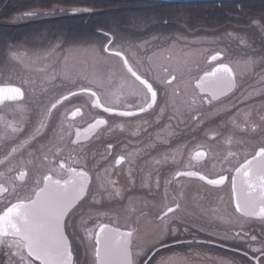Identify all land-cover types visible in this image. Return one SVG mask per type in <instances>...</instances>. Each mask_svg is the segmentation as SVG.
Instances as JSON below:
<instances>
[{
  "label": "snow or ice",
  "instance_id": "snow-or-ice-1",
  "mask_svg": "<svg viewBox=\"0 0 264 264\" xmlns=\"http://www.w3.org/2000/svg\"><path fill=\"white\" fill-rule=\"evenodd\" d=\"M216 3L223 10L227 0H216ZM232 3L236 16L245 14L244 0H232ZM92 11L88 7L71 9L73 15ZM229 11L233 9L230 8ZM45 14L29 11L23 15L36 17ZM158 22L161 27L171 25L166 17H159ZM247 23L259 35L262 47L257 53L260 59H248L245 64L249 68L257 63L264 67V13L260 16H249ZM170 40L164 33L153 35L152 41L155 43L150 48L151 42L148 40L138 44L127 36L101 29L99 35L90 42L88 50L98 61L114 60L119 65L125 81L130 82L127 94L117 95L115 100H109L103 83L94 84L91 80L84 83L65 73L64 79L59 81L61 90L58 95L49 93V98L36 101L37 123L34 131L20 137L17 134L24 132V128L19 123L11 127L12 135L8 137L11 144L0 157V264H80L75 246L76 238L83 245L85 255L90 257V264H137L136 257L141 254L145 256L142 264H169L163 258L156 260L154 257L161 247H167V237L175 236L177 242H182L177 234L189 231V225L193 222L181 203L183 188L176 191V195H169V186L172 185L175 191V185L180 184L181 177L202 182L201 187L208 196L217 190H223L226 184L230 186V202L234 213L238 214L237 218L242 217L254 223L258 221L260 224L259 240L257 235L246 230L243 222L239 224V230L232 234V239L244 243L251 252L259 254L249 259H255L256 264H264V260L260 259L264 257V143H259L252 151L245 152L243 158L231 167L225 168L224 165H231L229 158L234 159L237 153L229 150L220 162L219 171L205 172L195 166L190 169L178 168L170 179H164L161 197L163 206L155 216V220L159 221V236L147 251L140 249L134 253L132 238L138 234L135 227L125 225L122 230L119 220H113L105 211L97 210L95 217L84 212L85 207L93 209L99 205L102 209L107 201L120 194L99 182L101 178L97 154L87 148V143L100 134L98 130L102 126L109 125V120L102 115H96L86 127H80L73 122L77 117L83 118V108L77 106L70 109L65 102L74 97L86 96L90 111L100 110L109 116L120 118L137 117L142 125L141 130L150 136L149 128L159 124L168 108L166 100L163 104L160 102L161 94L168 99L179 96L181 90L173 82L178 81V73L189 70L187 63L182 69L178 61L173 62L175 57L161 56L163 44ZM240 43L245 47H252L244 38H240ZM133 52L136 53L135 58L130 55ZM17 58L18 53L13 50L10 59ZM161 59H166L167 62L157 66L156 61ZM206 62L209 67L201 69L195 76L191 85V99L185 103L184 112L181 113L186 114L196 125L202 123L201 112L205 105H213L214 101L232 93L236 88V73L233 67L223 63L222 52L210 53ZM261 84H264V79ZM24 99L25 93L21 87L0 83V103L19 102ZM60 106H64L62 111L59 110ZM54 111L62 130L58 139L63 143H57V135H54L45 144L37 137L52 124ZM232 124L235 129L245 134L248 131H258L260 136H264V114H260L259 123L255 120L249 123L246 120L241 126L233 118ZM117 126L123 131V125ZM65 136L68 137L66 142ZM206 136L215 141L220 133L214 131L210 135L206 133ZM33 141L40 144V147L36 148ZM242 142L236 141L237 144ZM225 143L232 144V137H228ZM34 148L35 152L31 150ZM112 148L113 145L109 143L107 156L112 155ZM210 151L206 144H199L193 150L190 160L199 162L208 157ZM100 156L102 159L107 158L104 154ZM212 156L215 160V154ZM167 159L165 156L162 160H157V163H165ZM126 160V155L114 158L117 175L122 173L123 169L119 166L125 164ZM130 163L129 161V165ZM206 164L207 161L205 166ZM92 166L97 167L95 178L91 171ZM112 166L113 161H109L103 171L107 174ZM215 167L214 163L213 169ZM128 181L135 182L131 170L128 172ZM108 183L115 185L116 181L110 180ZM154 183L159 192L162 187L159 173L156 174ZM252 242H257L258 246ZM242 254L248 256L247 251Z\"/></svg>",
  "mask_w": 264,
  "mask_h": 264
},
{
  "label": "flooded vegetation",
  "instance_id": "flooded-vegetation-1",
  "mask_svg": "<svg viewBox=\"0 0 264 264\" xmlns=\"http://www.w3.org/2000/svg\"><path fill=\"white\" fill-rule=\"evenodd\" d=\"M139 10L142 6H138ZM154 25V24H153ZM167 27V28H166ZM157 27L152 28L159 29V32L164 29L167 36L171 38L168 43L163 44V51L161 56L167 58L168 56L175 57V62H179L181 68L187 63L189 70L181 71L178 73V81H174V85L181 90V94L177 97L170 99L165 98L161 94L160 102L168 103V108L165 114L160 118L159 124L153 125L149 128L151 135L145 134L141 130V122L137 117L120 118L109 116L107 113H103L100 110H89L90 105L86 96L74 97L71 101H66L65 105L69 108L80 106L83 108V118L77 117L73 122L80 127H86L87 123L92 120L96 115H102L109 120V125L102 126L101 130H98L100 134L93 138L90 143H87V148L92 153H96V159L99 160V175L101 180L109 186L113 191H119V195L114 199L107 201L104 211L107 212L113 220L118 219L119 224L124 230V226L135 227L138 234L132 238L134 253L140 249L147 251L150 245L158 238L159 229L157 225L159 221L155 220V216L159 209L163 206L161 203V197L163 193V180L170 179L171 175L178 168H191L195 166L197 169L205 172L219 171L220 162L226 153L231 150L237 153V156L231 159L232 163L225 164L224 167L228 168L236 164L238 160L243 158L245 152L252 151L253 148L259 144L264 143V136H260L259 132L247 134L237 131L234 127H231L233 118L241 107L246 108L252 105L253 98L247 96L253 90V78L247 77L245 81H241V75L234 68V61L239 59L237 54L225 50L224 52L217 48H212L210 53L220 51L223 53V63L229 64L233 67L236 73V88L232 93L227 96L214 101L213 105H205L201 112L202 123L196 125L194 121L188 119L184 112L185 103L191 99L192 88L191 85L194 82L196 75L200 73L201 69H206L209 65L206 62V57L210 53L205 54L204 57H198L195 60L194 57H187V51H179L178 53L171 52L169 47H172L176 43L184 46L185 50L191 47V43H187L183 38L187 40L190 33L182 35L181 33H175L174 26ZM127 22L122 26L123 34L128 32ZM104 31H109L108 27ZM144 35H139L146 39V36L152 32L143 30ZM179 32H181L179 30ZM151 41V40H148ZM139 44V42L136 41ZM140 43H143L140 41ZM152 43L151 41L150 48ZM189 51V49H188ZM236 53V52H235ZM208 54V55H207ZM132 58H135L136 53L130 54ZM242 59L245 57H241ZM251 59V58H245ZM167 62L166 59L156 61V65ZM103 67L95 74L91 71L90 64L86 63L85 67H80L79 64H75L73 68L68 70V74L73 79H80L84 83H88L91 80L94 84L103 83L104 90L107 94V99L115 100L117 95H126L129 89V83L124 79V74L119 71V65L115 64L114 60L103 61ZM115 65V68H113ZM252 70V69H251ZM25 74H8L0 79V83H11L15 86L21 87L25 93V99L23 101H4L0 103V157L8 150L11 140L8 138L11 134V127L16 126L18 123L24 128V132H20L17 135L24 137L25 133L31 134L34 131V126L37 123L35 110L37 108L36 101L49 98V93L55 96L59 94L60 85L59 81L64 79L63 69H26ZM30 71L34 73H30ZM22 72V71H20ZM246 72V71H245ZM253 72V71H252ZM251 74V73H250ZM249 74V75H250ZM28 76H33V80ZM182 76V79L179 77ZM15 77H19L15 80ZM56 78L55 80L53 78ZM99 78V79H95ZM67 83V81H65ZM55 85V87H54ZM169 97L171 93L169 92ZM235 105V107H233ZM228 106L227 109H222ZM64 106H60L62 111ZM211 110H219L210 120L215 124L223 123L227 131H219L220 136L215 142L206 137L205 123L209 118ZM231 113V115H230ZM171 117V119H170ZM236 119V118H235ZM209 120V121H210ZM59 119L56 112L53 113V122L50 126L40 133L37 137L43 143H48L52 140L54 135H57V143H63L59 141L58 136L62 131L59 127ZM53 125L55 127H53ZM117 125H123V131ZM195 125V126H194ZM75 129H72L74 138ZM214 132V131H213ZM212 133V132H210ZM228 137H232L233 143L227 144L225 140ZM220 138V141H219ZM68 139L65 136L66 142ZM237 140H242V143L237 144ZM111 143L113 145L112 155L107 156V145ZM215 143V144H213ZM36 148L40 147L33 141ZM199 144H206L210 148V154L208 157L196 160H190L191 155L194 154L193 150ZM35 152V148L31 149ZM100 154H104L107 158L102 159ZM212 154H215V160ZM119 155L128 156V160L125 164L119 166L123 169L122 173L117 175V169L114 166V158ZM167 156L168 159L165 163H157V160H162ZM27 158V157H25ZM109 161H113V166L109 167L108 173L103 171V168L108 165ZM129 161L131 162L129 165ZM205 161L207 164L205 166ZM38 163V162H37ZM216 164L213 169V164ZM89 164H92V158L89 157ZM131 170L135 177V182L130 183L128 181V172ZM93 177L97 174V167L91 168ZM159 173L162 180V187L159 192L155 188L156 174ZM110 180L116 181L115 185H110ZM202 182L194 178H180V184L175 185V191L173 186H169V195H176V191L183 188V198L181 203L185 211L189 214L190 219L193 221L189 225V231H181L177 235L179 240L177 242L175 236H169L166 238L167 247H161L157 252L154 259L158 260L163 258L165 260L179 258L184 261L191 259H198L201 263H169V264H256L255 259H249V257H256L259 254L251 252L248 247L238 241L232 239L234 231L239 230V224L244 223L246 230L250 233L257 235L258 240L260 238V224L259 222L246 221L245 218H237L238 214L234 213V207L230 202V186L225 185L223 190H217L211 196H208L201 187ZM206 187V186H205ZM211 202L216 204L214 212H207L205 204ZM99 205L96 206V208ZM94 208V209H96ZM93 209L85 207L84 212L92 213ZM115 211V214H113ZM114 215V216H113ZM116 218V219H115ZM257 245V242H252ZM193 245H198L199 249L191 248ZM75 246L78 249V256L80 263H90V257L85 255V249L80 244L79 238L75 240ZM258 246V245H257ZM178 247L175 252L163 251ZM155 251V249H153ZM248 252V256H244L242 253ZM145 256L143 254L136 257L137 264H142ZM264 260V257H260ZM170 260V261H171Z\"/></svg>",
  "mask_w": 264,
  "mask_h": 264
},
{
  "label": "rangeland",
  "instance_id": "rangeland-1",
  "mask_svg": "<svg viewBox=\"0 0 264 264\" xmlns=\"http://www.w3.org/2000/svg\"><path fill=\"white\" fill-rule=\"evenodd\" d=\"M103 1H105L112 8L116 9L117 7L119 10H126L118 12L120 16H124L123 21L120 19L119 21L113 20V22H108V30L110 32H115L118 35L127 36L135 43L136 41L139 43L140 41L142 42V40L144 41V38L139 35H144L145 31H140L146 29L147 31L152 29V32L146 36L147 40L152 41V36L159 35L160 33H164V35L167 36L168 34L164 31V29L167 28L166 26H164L166 28H163L160 32L159 29L152 28L154 26L161 27L158 22V18L166 17L171 21V25L174 26V30H177L175 33L187 35L191 32L187 35L188 37L190 36L189 40L183 38L187 43H191V47L188 48L189 51L188 49L185 50L182 45L177 47L175 43L172 47H169L171 52L173 51L174 53H178L179 51H187V57H194L195 60H197L198 57H204L205 54L203 53H210L212 48L217 46V48L223 52L228 50L229 52L237 54L239 59L234 61V68L241 75V81L244 82L249 76L253 78L254 83L252 92L247 96L248 98H253L252 105L246 108L241 107V109H239L236 113L235 118L237 123L241 126L244 125L246 120L249 123L253 120L259 123L260 114H264V95H262L264 94V84H261V80L264 79V75H262L264 74V67L257 63L249 68L245 64V61L248 59L245 58L256 59L257 61L260 59L257 53L261 50L262 41L259 35L255 34L249 28L247 21L249 16H260L264 13V9L253 8L250 11L245 9V14L236 16L234 14V8H232L233 11H229L230 20L225 23H219L217 21V15L214 14L215 11L208 14L202 9H198L196 7L169 6L161 8L154 7L153 9L151 6L142 7L139 10L138 4L127 5L119 4V2L113 0ZM64 6L67 5H61L62 8H66ZM126 22L128 25V32L123 34L122 26ZM179 30L181 32H179ZM49 31L57 33V36L50 38L52 36ZM35 34L37 35L32 38H28L27 36L24 41L16 43L15 45L7 44L5 42H8V39L4 41L0 38V79L4 80L3 77H6L8 74H26V69L59 68L63 69V73H68V70L73 68L75 64H79L80 67H85L86 63H89L90 68L92 69L91 71L94 74L97 70L99 72L102 69L103 61H98L88 50L90 42L95 39L96 36L84 37L72 35L68 32H58L56 30L46 29H41ZM240 38L246 39L248 44L252 45V47H245L240 43ZM161 43H163V41H161ZM57 45L59 47H57ZM253 49H255V51ZM13 50L18 53V58L15 60L10 59ZM241 57L245 58L242 59ZM30 73L34 72L30 71ZM28 78L31 80L34 79L33 76H28ZM18 79L19 77H15V80ZM227 107L228 106H225L222 109H227ZM218 111L219 110H211L209 118L205 120V131L209 135L211 134L210 132L213 131L219 132L229 130L224 128L223 123L219 125L215 124L214 121L211 122L210 119L216 115ZM230 125L233 127V124ZM248 132L253 133L251 131ZM206 138L208 139V137ZM215 207L216 204L211 202H207L205 204L207 212H214ZM104 209L105 207L101 209L99 206L96 209L93 208L92 213L93 215H96L97 210L104 211ZM113 214L116 215L115 211H113ZM191 248L198 250L199 246L193 245ZM177 250L178 247H174L167 249L162 253L175 252ZM170 260L171 259H168L167 261L169 263H201L198 259H191L187 262H183V260L179 258H173L171 261Z\"/></svg>",
  "mask_w": 264,
  "mask_h": 264
},
{
  "label": "trees",
  "instance_id": "trees-1",
  "mask_svg": "<svg viewBox=\"0 0 264 264\" xmlns=\"http://www.w3.org/2000/svg\"><path fill=\"white\" fill-rule=\"evenodd\" d=\"M108 1V0H107ZM119 4H138L142 7H196L210 14L217 15L219 23L230 20L229 9L235 8L232 2H227L221 10L217 3H195V4H164L149 2H134L129 0H113ZM245 9L249 11L253 8L264 9V1H247ZM61 5L66 8H62ZM79 6L80 8H92V12H81L73 15L71 9ZM29 11L46 13L36 17H25L23 14ZM119 10L110 7L103 0H0V38L15 45L28 38L34 37L36 32L41 29L56 30L58 32H68L72 35L84 37H95L99 35L101 29L106 30L108 22L113 20L123 21L124 16L118 14ZM228 11V12H227ZM51 32L50 38L57 36Z\"/></svg>",
  "mask_w": 264,
  "mask_h": 264
},
{
  "label": "water",
  "instance_id": "water-1",
  "mask_svg": "<svg viewBox=\"0 0 264 264\" xmlns=\"http://www.w3.org/2000/svg\"><path fill=\"white\" fill-rule=\"evenodd\" d=\"M134 2L164 3V4H195V3H216V0H129ZM246 1H264V0H244ZM232 2V0H227ZM227 96V95H226ZM225 96H221L223 98Z\"/></svg>",
  "mask_w": 264,
  "mask_h": 264
}]
</instances>
